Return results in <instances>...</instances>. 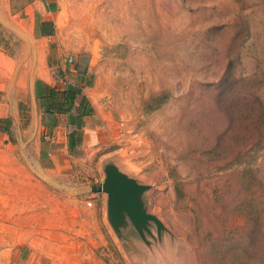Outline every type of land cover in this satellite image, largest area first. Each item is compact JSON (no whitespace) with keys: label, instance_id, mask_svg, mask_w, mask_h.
<instances>
[{"label":"rangeland","instance_id":"rangeland-1","mask_svg":"<svg viewBox=\"0 0 264 264\" xmlns=\"http://www.w3.org/2000/svg\"><path fill=\"white\" fill-rule=\"evenodd\" d=\"M62 16L92 112L62 118L54 165L45 134L10 151L43 162L42 191L9 185L0 207L29 264H264V0H64ZM109 167L160 223L110 212L93 190Z\"/></svg>","mask_w":264,"mask_h":264},{"label":"crops","instance_id":"crops-1","mask_svg":"<svg viewBox=\"0 0 264 264\" xmlns=\"http://www.w3.org/2000/svg\"><path fill=\"white\" fill-rule=\"evenodd\" d=\"M63 1L0 0V207L4 210L8 205L2 197L10 194L9 185H14V195H26L31 186L41 192L44 175L40 155L16 156L11 149L27 147V137L38 139L45 134L43 146L54 165V146L65 143L62 118H68L75 130L87 120L78 109L82 98L90 99L92 74L90 69L80 71L78 58L71 61L73 57L64 49L60 38ZM62 73L69 78L66 90L78 97L70 111H47L42 102L54 90L65 95L60 89L65 86ZM64 111L73 113L65 115ZM26 177L34 184H26ZM17 226L9 218L0 219V264H29L35 252L11 230Z\"/></svg>","mask_w":264,"mask_h":264},{"label":"water","instance_id":"water-1","mask_svg":"<svg viewBox=\"0 0 264 264\" xmlns=\"http://www.w3.org/2000/svg\"><path fill=\"white\" fill-rule=\"evenodd\" d=\"M141 189H143V185L121 173L115 167L107 169L103 184L93 186L94 191L108 194L109 207L112 214L119 213V207H121L137 226L140 225L142 220L146 219H154L160 223L155 215L139 208L137 195Z\"/></svg>","mask_w":264,"mask_h":264},{"label":"trees","instance_id":"trees-1","mask_svg":"<svg viewBox=\"0 0 264 264\" xmlns=\"http://www.w3.org/2000/svg\"><path fill=\"white\" fill-rule=\"evenodd\" d=\"M63 93L67 96V104H68V107H67V111H70L73 107H74V104H75V101L78 97L77 93L73 92V91H68V90H64ZM56 95V91L54 90V92H52V96L50 99H47V100H44L42 102V105L44 106V108L48 111V110H56V111H61L63 110L62 108V102H55L54 101V97ZM86 104V107H85V110H82L80 109V106H79V114H82V115H87V114H90L92 112V107L89 105H87V100L85 98H82L81 100V107H84ZM75 146V138H74V135L72 133V135L70 136V147L73 148ZM226 246V245H225ZM224 246V247H225ZM227 249V251H230V247L227 246L225 247ZM229 255V253L227 254ZM247 263V261H246ZM225 264V263H224Z\"/></svg>","mask_w":264,"mask_h":264},{"label":"built area","instance_id":"built-area-1","mask_svg":"<svg viewBox=\"0 0 264 264\" xmlns=\"http://www.w3.org/2000/svg\"><path fill=\"white\" fill-rule=\"evenodd\" d=\"M70 60L72 61L73 58H70ZM61 81H62L63 84H65V86L62 85L60 87V89L64 91V90H66V86H67V84L69 82V78H68V76H67L66 73H62V75H61Z\"/></svg>","mask_w":264,"mask_h":264}]
</instances>
